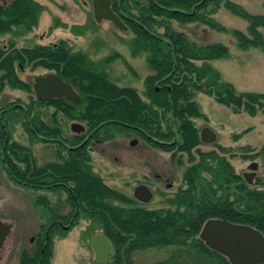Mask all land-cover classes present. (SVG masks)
Returning <instances> with one entry per match:
<instances>
[{
  "label": "trees",
  "instance_id": "1",
  "mask_svg": "<svg viewBox=\"0 0 264 264\" xmlns=\"http://www.w3.org/2000/svg\"><path fill=\"white\" fill-rule=\"evenodd\" d=\"M111 1L112 10L133 34L132 54L146 56L151 71L144 81L147 101L134 88L111 82L100 64L82 52L71 51L65 41L9 47L6 52L0 49V86L32 93L30 85L16 74V63H20L53 71L80 96L76 104L37 98L39 106L54 108L50 123L30 105L5 108L0 115L1 164L9 178L23 187L59 196L53 206L45 197L37 198L50 216L39 227L34 248L21 252L20 263L49 264L52 239L65 236L84 219L97 223L111 244L106 264H141L133 260L135 252L168 247L173 248L169 257L152 264H230L209 249L199 233L207 220L224 219L249 225L264 236V179L254 182L260 188L249 186L230 164L227 148H198L201 141L194 119L202 114L194 97L203 93L234 113L254 116L264 113V95L237 92L221 79L211 62L228 55L225 45L198 44L172 24L204 25L230 34L241 49L255 47L264 52V39L258 31L264 27V17L248 14L230 0ZM221 7L248 21L247 34L229 30L213 18ZM43 8L34 0L0 5V34L13 28L30 31ZM57 114L84 122L85 132L65 137ZM14 122L21 123L35 140L55 144L56 160L38 165L30 148L10 139L9 123ZM118 133L132 134L151 147L172 152L178 161L182 154L188 156L191 165L183 172L185 187L167 200L173 210L140 207L93 171L89 143L111 140ZM263 153L264 146L255 155ZM63 207L68 208L66 214L59 213Z\"/></svg>",
  "mask_w": 264,
  "mask_h": 264
},
{
  "label": "rangeland",
  "instance_id": "2",
  "mask_svg": "<svg viewBox=\"0 0 264 264\" xmlns=\"http://www.w3.org/2000/svg\"><path fill=\"white\" fill-rule=\"evenodd\" d=\"M11 0L0 1L9 3ZM42 5L38 23L30 31L13 28L11 32L0 34V49L9 47L23 49L37 45L47 46L65 41L73 52H82L88 58L104 68L108 79L120 87L134 88L141 98L145 97L144 81L150 74L145 54H132L130 42L133 34L119 31L108 21L97 23L93 17L91 0H34ZM251 15L264 17V0H230ZM213 18L229 30H237L247 34L248 21L232 14L221 7ZM173 28L183 32L198 44L220 43L228 48L226 57L216 59L211 65L219 72L223 81L231 83L237 92L260 93L264 95V52L259 48L241 49L236 39L230 34L212 30L196 23L178 24ZM258 31L264 39V27ZM13 44V46H11ZM6 50H4L6 52ZM19 79L30 85L37 76H44L53 71L30 65H16ZM55 74V73H54ZM36 96L25 90L15 89L7 84L0 86V112L5 108L14 109L19 105H30L41 111L42 120L50 123L54 108L39 106ZM194 101L199 106L201 118H195L198 131L209 128L215 135L213 143L199 145L202 151H218L219 147L227 148L226 157L236 174L243 178L252 162L258 164L256 176L264 179V153L258 154L264 146V113L257 112L250 116L245 112L234 113L230 108L218 104L212 97L196 93ZM0 114V115H1ZM33 114V113H32ZM66 137L78 135L71 131L70 126L85 123L78 120H66L57 114ZM0 122H3L0 120ZM10 124V139L30 148L38 165L56 160L55 144L41 142L32 138L21 123ZM136 140L134 146L129 142ZM90 155L93 171L98 174L106 185L132 198L136 204L145 209H174L167 200L173 198L180 188H184L183 172L191 165L188 156L182 154L180 160L172 157V152L147 145L142 139L130 135L116 134L115 137L103 142H90ZM180 155V154H178ZM256 157H255V156ZM144 184L150 189L152 196L143 203L134 198V190ZM45 197L50 206L57 203L58 195L46 190H34L15 184L1 164L0 151V220L12 224V230L0 249V264H21L20 255L23 250L31 251L37 242L39 227L46 223L50 213L37 198ZM115 204H119L114 202ZM67 207L60 210L66 214ZM45 213V214H44ZM47 216V217H46ZM47 224V223H46ZM101 233L97 223L79 219L65 236L52 239V256L49 264H106L110 253L103 262L95 260V250L101 252L103 243L100 239L92 241L94 234ZM93 242V243H92ZM173 248L149 249L133 254V260L141 264L158 263L171 254Z\"/></svg>",
  "mask_w": 264,
  "mask_h": 264
},
{
  "label": "water",
  "instance_id": "3",
  "mask_svg": "<svg viewBox=\"0 0 264 264\" xmlns=\"http://www.w3.org/2000/svg\"><path fill=\"white\" fill-rule=\"evenodd\" d=\"M91 3L93 17L97 23L108 21L119 31L128 30L126 24L112 10L111 0H91ZM32 89L39 99H64L75 104L80 101V96L74 88L54 73L35 77ZM70 129L75 134L84 132V127L78 123L71 124ZM200 140L207 144L213 143L216 135L209 128H203ZM136 143V140H132L129 144L134 146ZM257 168L258 164L252 162L248 166L250 172L243 173V178L248 184H252ZM151 196V191L145 185H139L134 190V198L140 202H148ZM11 229L12 224L0 220V249ZM199 238L209 249L225 257L230 264H264V236L249 225L231 223L224 219H209L203 224ZM97 239L102 241L103 249L101 252L95 250L94 256L95 260L101 263L112 248L104 235L96 234L92 237L93 242Z\"/></svg>",
  "mask_w": 264,
  "mask_h": 264
},
{
  "label": "flooded vegetation",
  "instance_id": "4",
  "mask_svg": "<svg viewBox=\"0 0 264 264\" xmlns=\"http://www.w3.org/2000/svg\"><path fill=\"white\" fill-rule=\"evenodd\" d=\"M0 1H4V0H0ZM2 5H7V3H3ZM4 50H6L5 49V47H3L2 48V52L4 51ZM16 65H17V67L20 69L22 66H21V64L20 63H16ZM17 74V73H16ZM18 76V75H17ZM33 90V89H32ZM0 114H1V112H0ZM137 142V141H136ZM130 143V142H129ZM88 150L90 151V148L88 147ZM258 169V168H257ZM257 171V170H256ZM255 176H256V174H255ZM255 176H254V178H255ZM253 178V179H254ZM141 185H144V184H141Z\"/></svg>",
  "mask_w": 264,
  "mask_h": 264
}]
</instances>
